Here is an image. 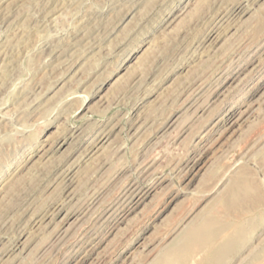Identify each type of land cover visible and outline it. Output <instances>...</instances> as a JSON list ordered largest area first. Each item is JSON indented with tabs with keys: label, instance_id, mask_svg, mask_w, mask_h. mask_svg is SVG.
Listing matches in <instances>:
<instances>
[{
	"label": "rangeland",
	"instance_id": "374dc122",
	"mask_svg": "<svg viewBox=\"0 0 264 264\" xmlns=\"http://www.w3.org/2000/svg\"><path fill=\"white\" fill-rule=\"evenodd\" d=\"M182 244L264 264V0H0V264Z\"/></svg>",
	"mask_w": 264,
	"mask_h": 264
},
{
	"label": "bare ground",
	"instance_id": "6f19581e",
	"mask_svg": "<svg viewBox=\"0 0 264 264\" xmlns=\"http://www.w3.org/2000/svg\"><path fill=\"white\" fill-rule=\"evenodd\" d=\"M207 223V222H206ZM209 223V222H208ZM194 227V226H193ZM199 227V226H198ZM195 232V235L199 234L201 232V230H194ZM204 231V230H203ZM245 233L244 231H238L236 232L233 237H231L232 239H228L224 242L221 241V243H217L216 244V247L217 248H214V251L212 253V255H214V260H222L224 259L227 254H229V251H230V245L233 243V240L235 237H238V238H244L245 236ZM195 237V236H193ZM200 238H201V245L204 246V245H210L212 242L210 241L212 236L209 235V237H206L204 234H200ZM228 238V237H227ZM185 245V244H184ZM183 244L182 245H179L178 247L176 246L172 251L171 253H168L165 258H163V264H181V261L183 260L184 258V249L185 247H188L189 245H185L184 246ZM190 245H193V244H190ZM197 245V244H196ZM198 247V246H197ZM231 252V251H230ZM262 257H264V254L262 255ZM212 259V258H211ZM264 260V258L262 259ZM161 262V261H160ZM254 262V261H253ZM259 262V261H257ZM256 262V263H257ZM159 264H162V263H159Z\"/></svg>",
	"mask_w": 264,
	"mask_h": 264
}]
</instances>
